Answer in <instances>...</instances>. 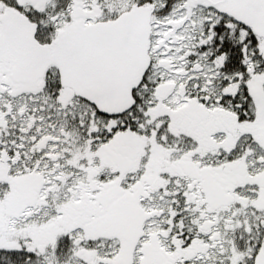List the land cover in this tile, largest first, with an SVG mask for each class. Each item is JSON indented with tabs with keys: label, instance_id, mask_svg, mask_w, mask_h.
I'll return each mask as SVG.
<instances>
[{
	"label": "snow or ice",
	"instance_id": "1",
	"mask_svg": "<svg viewBox=\"0 0 264 264\" xmlns=\"http://www.w3.org/2000/svg\"><path fill=\"white\" fill-rule=\"evenodd\" d=\"M0 264H264V0H0Z\"/></svg>",
	"mask_w": 264,
	"mask_h": 264
}]
</instances>
